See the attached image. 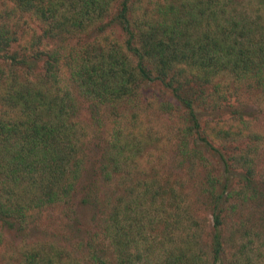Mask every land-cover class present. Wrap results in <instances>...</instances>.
Segmentation results:
<instances>
[{"label":"trees","instance_id":"obj_1","mask_svg":"<svg viewBox=\"0 0 264 264\" xmlns=\"http://www.w3.org/2000/svg\"><path fill=\"white\" fill-rule=\"evenodd\" d=\"M251 1L0 0V229L22 235L47 206L73 213L93 131L105 133L97 180L115 188L100 200L89 180L90 227L78 245L35 242L16 264H258L251 218L228 220L264 205V132L245 104L264 99V0ZM151 84L173 100L155 110L181 123L171 161L184 175L196 158L219 166L195 186L140 165L154 148L142 121ZM193 186L211 216L208 237L190 210Z\"/></svg>","mask_w":264,"mask_h":264},{"label":"rangeland","instance_id":"obj_2","mask_svg":"<svg viewBox=\"0 0 264 264\" xmlns=\"http://www.w3.org/2000/svg\"><path fill=\"white\" fill-rule=\"evenodd\" d=\"M241 7H246L248 3L254 4L251 0H237ZM145 90L144 96L147 103L145 109V116L142 121L148 128L150 140L149 146L152 149V153L144 154L140 159V165L146 170V173L152 178L156 175V178H167L176 186H190L194 185L196 177L204 174V170L211 166H215L219 169V166L214 162L212 157H207V161L199 160L196 158L192 161L193 170H189L185 175L181 172L179 162L171 161V155L173 154V144L175 142V131L181 124L175 116L168 115L165 112H157L155 110V103H158L161 98H165L173 102L172 98L168 95L167 91L164 92L159 89L158 84H151ZM246 106L249 109L255 111L252 117V124L254 129L264 132V99L258 97L255 100V94L246 95ZM80 117L82 119L88 118L87 109L85 103H82L80 109ZM107 123H104V128L107 127ZM90 129V128H89ZM94 134L89 135L92 140L89 144L88 158L86 161V168L80 173L75 184V190L72 194V212L68 211L66 205H54L44 207L40 212V217L34 221H30L26 224L22 235L18 234L17 231H5L0 229V264H16L18 259V250L22 247H26L32 243L40 241H51L56 244L70 247L72 245H78L87 235V230L90 225V215L93 209L92 205L88 202L87 204L81 203V197L85 196L88 187L93 185L89 183V180L95 179L96 188L93 186V191L97 190V194L100 196L99 199H103L105 195H113L115 188L113 184L107 185L97 180L95 174V166L97 164V157L99 156V146L96 143H100L103 131H93ZM105 134V133H104ZM103 134V135H104ZM264 146V144H263ZM93 163V164H92ZM92 164V166H91ZM181 164L185 166V163ZM91 166V167H90ZM217 171V170H216ZM257 172L258 175L264 178V147L259 150L257 158ZM161 175V176H160ZM85 188L82 189V186ZM195 186V185H194ZM194 186L191 189V194L188 202H190V210H193L194 215L199 220L201 226L204 228L205 235L208 237V233L211 228V216L206 209L204 199H201L196 194ZM257 212L253 208L248 207L245 210L237 211L229 215V219L238 220L239 218L249 217L251 218L248 222L253 224V231L259 232L260 236L252 234L251 237L254 240L253 248H256L258 255L256 259L258 264H264V205L257 207ZM259 218V223H255V219ZM261 218V222H260ZM262 223V224H260ZM261 225V226H260ZM224 237L228 239L234 234V226L228 224L223 229ZM239 238L233 237L230 241L231 244H225V251H229L235 246Z\"/></svg>","mask_w":264,"mask_h":264}]
</instances>
